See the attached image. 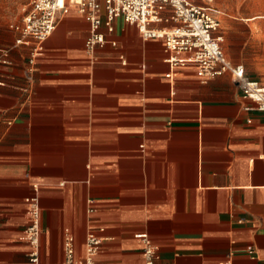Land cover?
<instances>
[{
  "label": "crops",
  "instance_id": "0c3cea01",
  "mask_svg": "<svg viewBox=\"0 0 264 264\" xmlns=\"http://www.w3.org/2000/svg\"><path fill=\"white\" fill-rule=\"evenodd\" d=\"M27 1L0 43V264H29L35 193L39 264H61L67 232L82 258L89 231L102 238L93 264H144L140 232L158 248L154 264H264V112L245 109L228 73L166 77L162 40L121 17L88 53L74 5L27 77L30 48L15 43Z\"/></svg>",
  "mask_w": 264,
  "mask_h": 264
},
{
  "label": "built area",
  "instance_id": "2783aa9c",
  "mask_svg": "<svg viewBox=\"0 0 264 264\" xmlns=\"http://www.w3.org/2000/svg\"><path fill=\"white\" fill-rule=\"evenodd\" d=\"M216 0H28L23 6L21 22L15 25L18 35L16 44L30 48L26 76L30 77L35 58L43 51V43L55 29L60 14L67 13L74 5L89 24V34L84 46L92 53L107 40L100 31L104 25L108 32L113 30L112 22L121 17L136 26L145 40H162L166 52L168 71L172 78L183 67H191L202 80L228 73L238 85L241 95L250 100L245 109L264 112V80L250 78L239 63L230 61L223 51L224 34L221 27V10ZM112 44L115 42L110 41ZM28 222L24 238L30 245L29 264H39V240L41 233L38 195L26 197ZM89 200L88 211H93ZM141 243L144 264H154L158 258L157 246L146 232L136 234ZM102 238L93 231L85 237L84 255H74L73 237L65 234V256L61 264H93ZM216 264H232L230 259Z\"/></svg>",
  "mask_w": 264,
  "mask_h": 264
},
{
  "label": "rangeland",
  "instance_id": "374dc122",
  "mask_svg": "<svg viewBox=\"0 0 264 264\" xmlns=\"http://www.w3.org/2000/svg\"><path fill=\"white\" fill-rule=\"evenodd\" d=\"M24 0H0V43L14 39L11 24L21 15ZM221 10L223 51L244 58L245 65L264 73V0H216ZM241 40L245 45H241Z\"/></svg>",
  "mask_w": 264,
  "mask_h": 264
}]
</instances>
